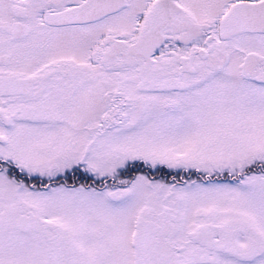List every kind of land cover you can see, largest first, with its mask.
Returning <instances> with one entry per match:
<instances>
[{"label":"snow or ice","instance_id":"1","mask_svg":"<svg viewBox=\"0 0 264 264\" xmlns=\"http://www.w3.org/2000/svg\"><path fill=\"white\" fill-rule=\"evenodd\" d=\"M0 264H264V0H0Z\"/></svg>","mask_w":264,"mask_h":264},{"label":"rangeland","instance_id":"2","mask_svg":"<svg viewBox=\"0 0 264 264\" xmlns=\"http://www.w3.org/2000/svg\"><path fill=\"white\" fill-rule=\"evenodd\" d=\"M133 171H135V170H133ZM145 171H147L148 172V174L151 176L152 174H151V171L150 170H145ZM164 171H168L167 169H164ZM155 178L156 179H160L161 178V176H160V174H155Z\"/></svg>","mask_w":264,"mask_h":264},{"label":"flooded vegetation","instance_id":"3","mask_svg":"<svg viewBox=\"0 0 264 264\" xmlns=\"http://www.w3.org/2000/svg\"><path fill=\"white\" fill-rule=\"evenodd\" d=\"M165 173H167V171H164ZM137 174V171H133L132 173H131V175L132 176H134V175H136ZM152 174V173H151ZM156 174V173H155ZM157 174H159V173H157ZM125 178H131V176H128V177H125Z\"/></svg>","mask_w":264,"mask_h":264}]
</instances>
